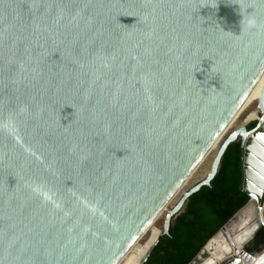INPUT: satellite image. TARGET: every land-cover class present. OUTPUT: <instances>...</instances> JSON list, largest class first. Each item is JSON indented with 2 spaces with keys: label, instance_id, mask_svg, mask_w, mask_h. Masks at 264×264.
Returning <instances> with one entry per match:
<instances>
[{
  "label": "water",
  "instance_id": "95a60500",
  "mask_svg": "<svg viewBox=\"0 0 264 264\" xmlns=\"http://www.w3.org/2000/svg\"><path fill=\"white\" fill-rule=\"evenodd\" d=\"M263 72L264 0H0V264H117L218 144L146 264L234 143L249 202L189 264H254Z\"/></svg>",
  "mask_w": 264,
  "mask_h": 264
},
{
  "label": "trees",
  "instance_id": "16d2710c",
  "mask_svg": "<svg viewBox=\"0 0 264 264\" xmlns=\"http://www.w3.org/2000/svg\"><path fill=\"white\" fill-rule=\"evenodd\" d=\"M240 184L241 147L234 143L225 152L211 185L189 198L183 213L171 223L169 235L159 239L146 264H189L208 239L249 202ZM263 247L264 228L245 251L258 257L264 253Z\"/></svg>",
  "mask_w": 264,
  "mask_h": 264
},
{
  "label": "bare ground",
  "instance_id": "6f19581e",
  "mask_svg": "<svg viewBox=\"0 0 264 264\" xmlns=\"http://www.w3.org/2000/svg\"><path fill=\"white\" fill-rule=\"evenodd\" d=\"M263 87H264V72L262 73V75H261V77L259 78V80L257 81V83L255 84V86L253 87V89L250 91V93H249V95H248V97L246 98V100L244 101V103L242 104V106H241V109H240V111H239V114H238V116H237V118L235 119V122H234V124L232 125V127H234L235 126V123L238 121V119L240 118V116L242 115V113H243V111L245 110V107L248 105V104H250L251 102H257L258 104H259V101H260V97H261V93H262V90H263ZM260 110H259V107H257V109H255V110H253L252 112H251V114L245 119V121H243L242 122V125H248L249 123H251V122H253V121H258L259 119H260ZM241 123V122H240ZM239 123V124H240ZM238 124V125H239ZM237 126V125H236ZM235 126V127H236ZM232 127H231V129H232ZM234 127V128H235ZM230 131V130H229ZM229 133V132H228ZM228 133L226 134V135H228ZM218 149V144H217V146L215 147V148H213L212 150H211V152L209 153V155H207V157L205 158V160L210 156V155H212L214 152H216V150ZM215 150V151H214ZM215 155H216V153H215ZM214 158H215V156H214ZM205 160H203V162L199 165V167L191 174V176L187 179V181L184 183V185L181 187V189L179 190V192L177 193V195L181 192V190L185 187V185L189 182V180L194 176V174L197 172V170L201 167V165H203V163L205 162ZM214 161V160H213ZM212 165H213V163H212ZM211 170H212V167H211ZM211 170H210V172H211ZM210 172L208 173V175L210 174ZM207 175V176H208ZM206 176V177H207ZM205 177V178H206ZM204 178V179H205ZM204 179H202V180H204ZM201 180V181H202ZM200 182V181H199ZM197 184V183H196ZM194 186V185H193ZM189 190V189H188ZM187 190V191H188ZM186 192V191H185ZM184 192V193H185ZM183 193V194H184ZM182 194V195H183ZM176 195V196H177ZM182 195H181V197H182ZM175 196V197H176ZM175 197L172 199V201L171 202H173V200L175 199ZM180 197V198H181ZM180 198H179V200H180ZM178 200V201H179ZM178 201H177V203H178ZM170 202V203H171ZM170 203L165 207V209L161 212V214L158 216V218L157 219H159L161 216H163V215H167L168 213H169V211H170V209H169V205H170ZM177 203H175V205L177 204ZM174 205V206H175ZM173 206V207H174ZM172 207V208H173ZM154 224V223H153ZM153 224L151 225V226H149V228L145 231V233L146 232H148V231H150L151 230V235H150V238H149V240L147 241V243L144 245V247L143 248H141V247H138L135 251H134V255H133V259L129 262V264H142L143 262H144V260L146 259V257H147V255L149 254V252H150V250L152 249V247L155 245V243H156V241L158 240V238L160 237V235H161V231L159 232V231H156V230H152V226H153ZM145 233L143 234V236L145 235ZM143 236H142V238H143ZM243 238H244V236L243 235H239L237 238H236V242L238 243L236 246H234V248L236 249H239L238 248V246L240 245V243L243 241ZM141 239V238H140ZM139 239V240H140ZM139 242V241H138ZM137 242V243H138ZM136 243V244H137ZM135 244V245H136ZM135 245H133V247H131L130 248V250L118 261V263L117 264H121L122 263V261L128 256V254L132 251V249L135 247ZM263 257H264V253L262 254V255H260V256H258L257 258H255V260H254V264H264V259H263Z\"/></svg>",
  "mask_w": 264,
  "mask_h": 264
},
{
  "label": "rangeland",
  "instance_id": "374dc122",
  "mask_svg": "<svg viewBox=\"0 0 264 264\" xmlns=\"http://www.w3.org/2000/svg\"><path fill=\"white\" fill-rule=\"evenodd\" d=\"M257 107H258V103L257 102H251L250 104H248L245 107V110L243 111V113L240 116V118L238 119V121L235 123V126L238 125L240 122L245 121V119L251 114V112L253 110L257 109ZM234 127H232V129L229 131V133L234 129ZM215 153L216 152H214L212 155H210L205 160V162L203 163V165H201V167L197 170V172L194 174V176L189 180V182L185 185V187L181 190V192L175 197V199L173 200V202L170 203V205H169V209L170 210L175 205V203H177V201L179 200V198L181 197V195L185 191H187L188 189H190L193 185H195L196 183H198L199 181H201L202 179H204L208 175V173L210 172L211 167H212V163H213V160H214ZM165 217H166V215H163L159 219H157L154 222L153 226H152V230H156V231H159V232L162 231L163 230V227H164ZM150 232H151V230L148 231V232H146L145 235L143 236V238L141 237V239L139 240V242L135 245V247L128 254V256L122 261L121 264H129V262L133 259L134 251L138 247L143 248L144 245L149 240L150 235H151ZM263 251H264V249H263ZM257 255H259V254H257ZM257 255L255 254L254 257L257 256ZM255 258H257V257H255Z\"/></svg>",
  "mask_w": 264,
  "mask_h": 264
},
{
  "label": "clouds",
  "instance_id": "9594fccd",
  "mask_svg": "<svg viewBox=\"0 0 264 264\" xmlns=\"http://www.w3.org/2000/svg\"><path fill=\"white\" fill-rule=\"evenodd\" d=\"M249 23H251V21Z\"/></svg>",
  "mask_w": 264,
  "mask_h": 264
}]
</instances>
